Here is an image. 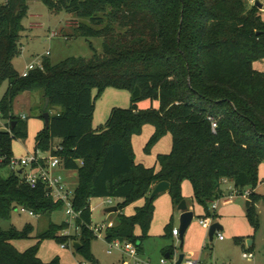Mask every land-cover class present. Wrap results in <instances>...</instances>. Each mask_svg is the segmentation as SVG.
Returning <instances> with one entry per match:
<instances>
[{"label":"trees","instance_id":"16d2710c","mask_svg":"<svg viewBox=\"0 0 264 264\" xmlns=\"http://www.w3.org/2000/svg\"><path fill=\"white\" fill-rule=\"evenodd\" d=\"M41 1L52 13L75 14L76 33L89 40L102 38L104 51L56 65L45 59L44 69L23 76L14 61L22 52L23 20L31 0H6L0 5V84L10 83L0 101V114L10 120L9 130L0 129V218L10 217L18 206L39 216L52 215L64 206L47 194L46 185L32 188L20 171L10 168L14 140L29 134L27 121L13 113L14 102L24 92L40 90L45 103L50 99L41 117L50 112L51 123L38 132L36 150L60 155L64 168L77 173L73 203L82 211L76 220L81 231L70 237L59 235L69 223L51 221L38 235V244L21 251L14 240L30 237L34 226L0 229V264H62L39 256L45 238L80 241L79 251L97 264L90 248L95 235L90 227L94 197L119 200L118 219L106 230V239L133 242L141 251L153 225L158 195L151 198V194L159 182L171 183L173 203L180 205L182 182L190 179L194 198L206 207L207 216L209 205L223 197L228 180L233 181L236 195L250 185L256 187L264 162V71L254 66L264 59V17L258 3ZM108 87L129 89L131 106L114 108L106 125L95 130L93 90ZM147 99L159 101V107L141 109L139 103ZM147 124L154 126L147 152L172 135L171 152L157 157L159 169L136 161L133 137ZM56 145L62 150L56 151ZM250 195L248 215L258 228L254 201L264 196ZM141 199L145 202L134 214L123 213L127 205ZM138 226L141 234L136 233ZM173 229L167 225L166 234L172 235ZM173 254L170 250L169 256Z\"/></svg>","mask_w":264,"mask_h":264},{"label":"rangeland","instance_id":"374dc122","mask_svg":"<svg viewBox=\"0 0 264 264\" xmlns=\"http://www.w3.org/2000/svg\"><path fill=\"white\" fill-rule=\"evenodd\" d=\"M247 1L261 3L263 5L261 14L264 17V0ZM5 3L6 0H0V5ZM78 23L79 20L75 14L67 12L55 14L41 0H31L28 16L23 20L26 30L23 32L21 42L22 52L14 61L18 72L23 74L31 65L34 66L33 69H36L45 59L56 65L71 57L92 58L95 54L103 53L102 38L94 37L89 40L82 34L76 33ZM52 32H57L58 35L51 37ZM48 51L50 55L47 56ZM9 85V80L0 84V101L6 94ZM93 95L95 99V130H100L106 125L114 108H129L131 106L129 89L108 87L100 92L95 88ZM14 104L15 110L18 111V114H24L28 123V136L16 139L13 143L14 158L21 159L36 151V136L45 126V120L41 114L44 112L46 103L43 92L37 90L24 92L17 97ZM159 105V101L149 99L139 103L141 109H148L152 106L159 107ZM9 121L8 118L0 114V128L2 130L7 123H10ZM153 133L154 126L145 125L142 133L133 137V145L137 162L147 166L156 165L159 169L160 164L157 163V157L159 154L171 152L172 135L171 133L167 134L150 152H147L145 148ZM58 173L64 177L66 187L72 196L79 183L78 178L74 175L75 172L63 167ZM4 174L8 176L10 170L6 169ZM182 191L184 200L188 202L189 210L195 214L192 223L185 232L184 245L182 246L180 237H172L166 234L165 227L168 224L181 229L182 211L179 209V205L173 203L170 192H163L156 198V213L150 236L143 240V251H140L138 256L142 264H162V259H165L167 264H177L181 254H184L186 259H199L201 257L204 264H264V198L261 197L254 201L260 221L258 228L248 215L249 201L252 198L250 192L264 196V162L259 167L258 184L256 187L254 185L246 187L243 194L236 195L233 181L228 180L224 185L223 197L209 205L210 216H207L206 207L194 198V187L190 179L183 180ZM109 199L108 197L91 199L93 224L95 226L105 224L113 227L116 224L118 213H107L106 209L118 205V202L110 203L108 202ZM143 203L144 201L141 199L136 203L129 204L123 209V213L133 214L136 206ZM214 203L218 205L217 209H213ZM207 217L212 219L214 223L223 226L224 229L221 232L226 238L224 242H221L217 235L214 240L211 239L210 229L204 227L200 222L201 218ZM51 221L56 224L70 223L59 235L70 237L80 233L76 230L75 220L67 214L66 204L61 209L54 211L52 215L41 216H31L29 213H22L16 208L10 217L0 218V229L9 230L16 227L23 230L27 224H32L34 231L30 237L14 240L15 246L19 250L25 251L38 244V235L48 229ZM67 231L69 235L66 234ZM105 233L106 230L97 232L92 238L90 248L94 261L97 264H125V261L128 264H134L137 259L132 258L122 250L109 251L111 242L106 239ZM136 233L141 234L139 226L136 228ZM72 240L71 238L70 242L63 243L55 238H45L40 244L39 256L45 261L59 259L62 264H95L74 247ZM249 240L254 242L252 247L248 244ZM243 247L247 250L252 249L256 255L255 259L246 260L243 258ZM170 250L174 251L172 256H168Z\"/></svg>","mask_w":264,"mask_h":264},{"label":"built area","instance_id":"2783aa9c","mask_svg":"<svg viewBox=\"0 0 264 264\" xmlns=\"http://www.w3.org/2000/svg\"><path fill=\"white\" fill-rule=\"evenodd\" d=\"M57 32H52L51 37L57 36ZM50 55V52H47V56ZM34 66L31 65L27 67L26 71L22 74L23 76H27L31 70H33ZM37 68L44 69V63H40ZM22 118L26 119V116L23 115ZM56 151L62 150V146L56 145L54 147ZM83 164V161L81 162ZM20 167V168H19ZM64 167V160L60 155H54L50 152L46 153L41 149H37L34 153H29L27 157H23L21 159L12 158L10 168L19 172L23 170L22 175L24 181L30 185L32 188L38 187L40 183H43L47 187V194L50 197H53L58 200H62L67 207V214L75 220H78L82 215V211H77L74 207L73 197L74 194L70 195V190L66 187L64 177L58 173L60 169ZM249 193V192H248ZM108 202L113 203L114 199L110 198ZM217 204H213V209H217ZM22 213H29L31 216H36L37 214L33 209H30L26 206H18L17 207ZM201 224L206 228H211L214 224L213 220L210 218H201ZM69 223V222H68ZM70 224V223H69ZM91 229L96 234L97 232H103L107 230L109 226H95L94 224L90 226ZM77 232L81 231V227L76 225ZM69 235L68 231L66 233ZM173 234L175 236H179L181 231L178 228L173 229ZM216 235L219 240H224L225 237L220 230H217ZM111 242L110 252L114 249L122 250L124 253L130 255L132 258L137 259L134 264H142V261L138 258L140 251L139 247L133 243L128 241L114 240ZM64 247L66 245H63ZM243 258L247 260L255 259V252L251 250L243 251ZM125 264H128L125 261ZM162 264H167L165 259H162ZM182 264H204L201 259H184Z\"/></svg>","mask_w":264,"mask_h":264},{"label":"water","instance_id":"95a60500","mask_svg":"<svg viewBox=\"0 0 264 264\" xmlns=\"http://www.w3.org/2000/svg\"><path fill=\"white\" fill-rule=\"evenodd\" d=\"M258 5L260 8L263 7V5L261 3L258 2ZM49 101L50 99L47 98L46 100V105H45V110L47 109L48 105H49ZM44 120H45V125L46 127H50V123H51V113L46 111L44 113ZM16 122L13 123V126H15ZM23 170L20 171V173H22ZM77 174V173H76ZM171 189V183L169 181H161L159 182L152 194H151V198H154L155 196L163 193V192H167V191H170ZM249 204H250V201H249ZM179 209L182 211V215H181V222H182V226H181V239H182V246L184 245V235H185V232L187 231L188 227L190 226V224L192 223L193 219H194V212L193 211H190L189 210V206H188V202L186 200H183L181 202V204L179 205ZM119 211V207L118 206H113V207H109L106 209V212L108 213H113V212H118ZM223 229V226L219 223H214L212 225V227L210 228V237L211 238H214L217 230H222ZM253 243L252 240H249L248 244L249 246H251V244ZM73 245L74 247L77 249V250H81L82 249V244L80 241H73ZM185 259V255L184 254H181L179 256V259L177 261V264H182L183 260Z\"/></svg>","mask_w":264,"mask_h":264},{"label":"crops","instance_id":"0c3cea01","mask_svg":"<svg viewBox=\"0 0 264 264\" xmlns=\"http://www.w3.org/2000/svg\"><path fill=\"white\" fill-rule=\"evenodd\" d=\"M259 64V65H258ZM254 66H255V68L256 69H258V70H260V71H264V59L263 60H261V61H257V62H255L254 63ZM20 96V95H19ZM17 99V98H16ZM13 113L16 115V116H19V117H22L24 114H18V111H16L15 110V104H14V107H13ZM10 122V121H9ZM46 126V125H45ZM1 127V126H0ZM1 129V128H0ZM10 129V123L8 124H6V126L3 128V130H9ZM43 129V128H42ZM74 175L77 177V174L76 173H74ZM231 181V180H230ZM234 184V183H233ZM143 201H144V199H142ZM114 202H118L119 203V200H117V199H114ZM145 202V201H144ZM144 204V203H143ZM142 204V205H143ZM116 206H118V205H116ZM141 206V205H140ZM137 207V206H136ZM136 209V208H135ZM108 213V212H107ZM113 213H115V212H113ZM118 213V212H117ZM155 213H156V211H155ZM134 214V213H133ZM130 215H132V214H130ZM154 219H155V216H154ZM153 223H154V221H153ZM169 225V224H168ZM152 228V227H151ZM174 228H175V226H174ZM224 229V228H223ZM222 229V230H223ZM165 230H166V227H165ZM221 231V230H220ZM172 237H180L181 238V234L179 235V236H175L174 234H173V231H172V235H171ZM216 236V235H215ZM215 236H214V238H215ZM214 238H211L212 240H214ZM226 240V238L224 239V240H220L221 242H224ZM240 243H242V241H239ZM254 244V242L251 244V246ZM250 246V247H251ZM208 247V246H207ZM244 250H247L245 247H243V251ZM251 251H253L252 249H250ZM141 251H143V246H142V250ZM168 256H169V253H168ZM255 257H256V255H255ZM199 259H201V257H199ZM247 260V259H246ZM211 262H213V261H211Z\"/></svg>","mask_w":264,"mask_h":264}]
</instances>
